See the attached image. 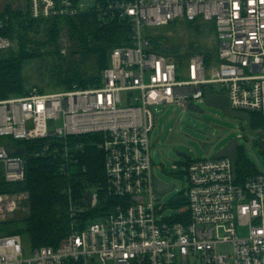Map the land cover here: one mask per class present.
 <instances>
[{
  "label": "built area",
  "instance_id": "built-area-1",
  "mask_svg": "<svg viewBox=\"0 0 264 264\" xmlns=\"http://www.w3.org/2000/svg\"><path fill=\"white\" fill-rule=\"evenodd\" d=\"M26 2L34 19L95 11L101 20L128 24L132 34L127 45L111 52L98 84L49 92L35 87L0 101V172L9 184L24 182L27 152L16 142L43 141L33 155H59L61 172L70 175L79 164L68 139L97 134L107 196L119 201L103 216L83 220L97 208L99 191L88 192L91 202L85 195L80 208L68 188L69 236L56 248L27 250L24 238L6 229L12 215L29 211L28 195L0 193V264H264V173L238 183L229 158H183L181 170L173 169L187 180V207L167 217L164 195L155 188L151 146L155 109L173 105L188 113L192 103L206 102L210 88L226 98L229 111L264 118V0ZM198 22L216 29L217 53L210 64L195 54L180 66L153 50L154 30ZM5 27L0 20V33ZM13 47L0 35V53ZM261 132L256 141L264 155ZM178 217L181 222L174 221ZM227 246L230 252L219 251Z\"/></svg>",
  "mask_w": 264,
  "mask_h": 264
},
{
  "label": "trees",
  "instance_id": "trees-1",
  "mask_svg": "<svg viewBox=\"0 0 264 264\" xmlns=\"http://www.w3.org/2000/svg\"><path fill=\"white\" fill-rule=\"evenodd\" d=\"M0 20L5 23L2 37L10 39L14 47L0 53V101L11 96H21L31 88H43L35 85L29 87L25 78L26 65L34 60L54 58L56 72L52 76L55 89L53 91L70 90L74 86L92 87L100 82L102 72L109 67L110 54L116 48L127 45L131 37V28L128 24L117 20L105 18L101 20L95 11L75 16L74 18H31L30 11L26 9H13L5 7L0 13ZM193 24V25H192ZM173 26L163 27L173 28ZM196 30L198 36L216 34L213 23H189ZM152 33L151 44L153 50L178 62L180 66L186 65L190 57L200 54L206 58L207 64L215 60L216 52L203 49L198 40L190 41L188 48L184 49L178 41H172L165 34ZM70 41V55L62 54V39ZM92 64L91 74L85 68ZM212 89L210 88V91ZM251 127L254 130H264V118L256 113H250ZM99 136L82 135L79 138L68 139L71 154L78 159L79 168L70 175H63L61 163L63 159L58 156H38L33 154L38 150L40 142H16L27 152V175L22 183H7L0 172V193L29 195V211L23 220L25 226H17V222H10L12 232L29 239L32 248H56L59 243L69 236L71 215L69 198L65 193L68 188L73 192L74 203L77 207L84 206L83 198L92 189L99 191V203L95 210L86 211L82 219H97L103 216L118 199L108 198L107 178L105 177V162L103 152L97 148ZM83 145L84 151L77 152L75 147ZM236 171L238 183L245 182L252 175L259 173L257 167L245 156L244 149L237 150ZM174 210L187 207V201L182 195L170 205ZM26 215V214H25ZM174 221L181 222L178 217Z\"/></svg>",
  "mask_w": 264,
  "mask_h": 264
},
{
  "label": "rangeland",
  "instance_id": "rangeland-1",
  "mask_svg": "<svg viewBox=\"0 0 264 264\" xmlns=\"http://www.w3.org/2000/svg\"><path fill=\"white\" fill-rule=\"evenodd\" d=\"M27 0H0V13L7 6L13 9H26ZM198 22L196 24H203ZM193 25V24H192ZM189 26L188 23L176 25L173 28L157 29L155 35L165 34L172 41H178L184 49L188 48L189 42L198 40L203 49L207 51H215L217 53V43L215 34L198 36L196 30ZM70 41L68 38L62 39V54L69 56ZM57 60L48 58L45 60H34V62L26 65L25 78L29 87L35 85L43 88L47 92L55 89L52 82V76L55 74L54 66ZM92 64L85 68V72L91 74ZM202 114L184 113L177 106H164L155 109L156 126L152 131V157L155 161L154 174L155 177L163 184H173L174 190L169 191L162 197V202L167 205L165 216L176 215V210L170 208V204L183 195L187 187V180L177 177V173L181 170L184 161L180 153L185 154L192 161L197 159H205L213 157L218 151L227 146L231 140L238 139L240 147L244 149L245 156L253 163L258 170L264 173V155L261 146L258 144L257 135H253L246 129V124L236 118L232 119L223 114L222 110L208 106L203 103L200 105ZM176 166L178 170H174ZM28 195V194H27ZM29 199V195H28ZM28 213L17 212L10 218L11 222H17V226L24 227L23 222L27 218ZM12 232L11 225L6 229ZM246 231H241L244 235ZM27 250H32L29 239H25ZM231 246L220 247L222 253L230 252Z\"/></svg>",
  "mask_w": 264,
  "mask_h": 264
},
{
  "label": "water",
  "instance_id": "water-1",
  "mask_svg": "<svg viewBox=\"0 0 264 264\" xmlns=\"http://www.w3.org/2000/svg\"><path fill=\"white\" fill-rule=\"evenodd\" d=\"M205 101H206L205 104H207L208 106L219 109L220 111L222 110L223 114H225L227 117L232 118V119L238 118V119L244 121L246 124L245 127L253 135H260L262 133L261 130L254 131L252 129L251 119L249 118V116L247 114L237 113V112L233 113V112L229 111L227 100L223 95H220V96L213 95L209 89H206ZM188 109L191 113H193V112L198 113V114L203 113V111L201 110V107L197 104H194V103L189 105ZM239 147H240V143L238 142V139L236 138L234 140H231L227 146H225L222 150L218 151L213 156L214 159H216V160H220L223 158L231 159V161L233 163V169L235 171V179L237 178L236 164H237V150ZM24 153L25 152L23 150H17L15 154L23 156ZM179 156H181L183 158H188V156H186L183 153H180ZM155 188H156V191L160 195H166L169 191H172L175 189L173 184L165 185L162 182H160L158 179L155 180ZM91 197L92 196L90 193L86 194V199L88 201V204H90V202H91Z\"/></svg>",
  "mask_w": 264,
  "mask_h": 264
}]
</instances>
